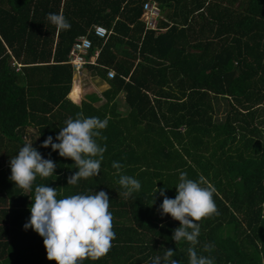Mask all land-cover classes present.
<instances>
[{
    "label": "trees",
    "instance_id": "16d2710c",
    "mask_svg": "<svg viewBox=\"0 0 264 264\" xmlns=\"http://www.w3.org/2000/svg\"><path fill=\"white\" fill-rule=\"evenodd\" d=\"M144 1L167 11L157 23L163 32L143 29ZM59 12L70 30L58 32L46 19ZM101 23L111 32L104 42L90 32ZM85 35L91 49L93 40L100 46V71L114 72L107 101L122 90L129 112L108 114L100 173L72 186L74 161L40 145L48 136L58 142L64 121L83 112L66 98L72 76L66 55ZM76 94L72 86L68 97ZM217 98L228 108L220 120H214ZM102 108L84 116L104 119ZM25 128L36 134L33 147L57 164L55 176L37 177L36 184L56 187L61 197L103 190L111 199L113 247L83 264H151L165 249L189 264L190 245L171 238L179 222L161 216L163 197L153 196L156 187L175 198L180 171L194 179L202 174L217 189L219 215L200 222L197 253L214 264H264V0H0V198L6 202L0 216L23 222L34 190L9 179V160L25 144ZM114 161L141 182L128 199L120 195ZM21 229L23 239L11 229L9 243L0 244V264H55L43 238ZM205 243L214 250L204 252Z\"/></svg>",
    "mask_w": 264,
    "mask_h": 264
},
{
    "label": "clouds",
    "instance_id": "9594fccd",
    "mask_svg": "<svg viewBox=\"0 0 264 264\" xmlns=\"http://www.w3.org/2000/svg\"><path fill=\"white\" fill-rule=\"evenodd\" d=\"M46 19L58 32L71 28L62 12L48 13ZM109 119L110 116L104 119L85 117L82 111L77 112L75 118L69 117L64 121L65 126L55 137L58 142H53V137L48 136L40 145L44 148L50 146L60 157L74 161L77 171L67 177V185L76 186L81 179L99 175L106 151V145L102 146L99 141L107 139L102 130L107 128ZM9 166V179L16 186L24 192L34 190L30 217L23 228H31L43 238L48 260L55 264H83L85 259L94 261L109 253L116 233L107 192L101 190L61 197L56 187L36 184L37 177L47 179L55 176L57 164L50 158H44L32 142H26L18 154L10 158ZM111 166L119 176L118 184L124 189L120 195L125 199L141 189L138 179L122 174L124 165L114 161ZM175 189V198L167 197L163 188L155 187L153 191L154 197L156 193L163 197L161 216L169 215L179 222V227L173 230L172 240L190 245L187 249L189 264H214V258L197 253L196 245L201 232L200 222L219 215L214 199L217 189L202 174L194 179L189 178L186 171H180ZM214 247L212 243H205L203 251L210 253ZM174 255V250L165 249L162 256L150 257L151 264H180L173 259Z\"/></svg>",
    "mask_w": 264,
    "mask_h": 264
},
{
    "label": "crops",
    "instance_id": "0c3cea01",
    "mask_svg": "<svg viewBox=\"0 0 264 264\" xmlns=\"http://www.w3.org/2000/svg\"><path fill=\"white\" fill-rule=\"evenodd\" d=\"M105 12L107 13L108 10L106 9ZM166 12L167 11L165 10L160 11V15L162 16V18ZM99 26L106 29V26L104 23H101ZM108 31L110 30L108 29ZM163 31L164 29L161 30V32ZM92 42H93V47L89 53V56L92 58L91 60L92 62L84 65L80 74H72L71 76L69 92L71 91L72 86H76L77 88L76 99L74 101L71 100L68 97L69 92L66 98L71 104L78 107L80 110L82 109L83 112L85 113L91 112V110H94V111L101 110V108L104 107L102 108V112L104 109L106 111L105 114L107 113L106 114L107 116L109 113H114L115 115H118L120 118H124L129 112V108L127 107L124 101V92L122 90L118 91L117 95H115V97H113L111 101L109 102L107 101V98L104 94L109 89V85L107 83L109 79L105 77V72L100 71L101 67L96 65V58L99 53L100 46L97 45L96 40H93ZM22 141L25 143L32 142L33 145H36L37 138L32 128H25L23 130ZM106 143L107 142L103 140L102 145H105ZM5 203L3 204V201L0 198V210H2V208L5 207L6 205ZM0 217H1L0 218V244L9 243V240H10L9 235L11 234V231H10L11 229L17 232L16 233V236L18 237L17 239H20V240L23 239L22 235L20 234L22 232L21 228L28 221V219H25V221L23 222L20 219L13 220L10 217H5L4 215H1ZM2 251L4 250L0 247V254L4 253Z\"/></svg>",
    "mask_w": 264,
    "mask_h": 264
},
{
    "label": "built area",
    "instance_id": "2783aa9c",
    "mask_svg": "<svg viewBox=\"0 0 264 264\" xmlns=\"http://www.w3.org/2000/svg\"><path fill=\"white\" fill-rule=\"evenodd\" d=\"M140 21L143 24L144 30L151 31H161L157 27L159 20H163L160 15V9L155 2L144 1L141 5V15ZM91 34L102 40L104 42L108 36L111 34L110 31L105 28L94 25L90 28ZM91 50V41L85 36H79L74 39L71 44L67 55H66V64L69 65L72 74H80L84 65L92 62V58L89 56V51ZM114 72L110 69L106 70L105 77L107 79H112Z\"/></svg>",
    "mask_w": 264,
    "mask_h": 264
},
{
    "label": "rangeland",
    "instance_id": "374dc122",
    "mask_svg": "<svg viewBox=\"0 0 264 264\" xmlns=\"http://www.w3.org/2000/svg\"><path fill=\"white\" fill-rule=\"evenodd\" d=\"M227 109L226 102L221 98H217V100L214 101V120L222 119Z\"/></svg>",
    "mask_w": 264,
    "mask_h": 264
}]
</instances>
